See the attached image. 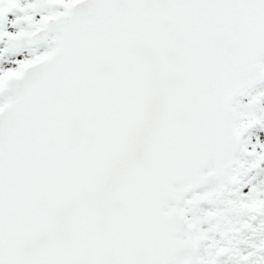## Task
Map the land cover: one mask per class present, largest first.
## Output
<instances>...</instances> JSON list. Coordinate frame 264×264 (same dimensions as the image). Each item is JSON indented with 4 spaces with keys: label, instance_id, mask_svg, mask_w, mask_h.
I'll return each instance as SVG.
<instances>
[{
    "label": "snow or ice",
    "instance_id": "1",
    "mask_svg": "<svg viewBox=\"0 0 264 264\" xmlns=\"http://www.w3.org/2000/svg\"><path fill=\"white\" fill-rule=\"evenodd\" d=\"M0 264H264V0H0Z\"/></svg>",
    "mask_w": 264,
    "mask_h": 264
}]
</instances>
